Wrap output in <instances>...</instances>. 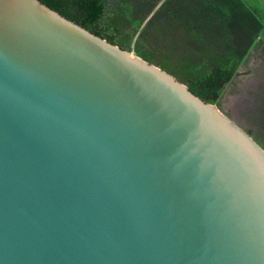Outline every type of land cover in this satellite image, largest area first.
<instances>
[{"label": "water", "instance_id": "1", "mask_svg": "<svg viewBox=\"0 0 264 264\" xmlns=\"http://www.w3.org/2000/svg\"><path fill=\"white\" fill-rule=\"evenodd\" d=\"M0 264H264V149L134 51L0 0Z\"/></svg>", "mask_w": 264, "mask_h": 264}, {"label": "trees", "instance_id": "2", "mask_svg": "<svg viewBox=\"0 0 264 264\" xmlns=\"http://www.w3.org/2000/svg\"><path fill=\"white\" fill-rule=\"evenodd\" d=\"M40 1L112 45L134 50L137 57L163 71L167 66L156 60L155 52L165 57L166 49L183 64L180 75L176 72L179 82L209 105L219 106L249 55L241 48L238 52L240 46L231 49V37L225 35L231 33V0ZM178 38L181 41L173 45Z\"/></svg>", "mask_w": 264, "mask_h": 264}, {"label": "rangeland", "instance_id": "3", "mask_svg": "<svg viewBox=\"0 0 264 264\" xmlns=\"http://www.w3.org/2000/svg\"><path fill=\"white\" fill-rule=\"evenodd\" d=\"M114 1L120 2L122 0ZM244 1L247 3L249 1V7L252 9L253 13L259 14L261 8L256 4V0ZM145 25L141 30L145 29ZM214 31H216V28L214 29ZM227 34L228 33H226L225 35L227 37H230ZM138 36L139 32L137 31L133 45L138 39ZM181 39L182 38H178L177 42H174L173 45H177L181 41ZM230 39L232 41L234 39V36H231ZM169 44L172 45V43ZM133 47L134 46H132V48ZM163 51L167 56L164 57L159 50H156V60L161 61L164 66H167L164 68V72L175 77L177 81H180L178 75H180V72L183 69V64L178 59H176L175 55L173 54L172 55L174 58L172 59L166 49ZM263 54L264 52L259 50V52H257L255 56L256 63H254L253 66L250 67V63L248 62L247 64H245L244 69L238 71V73H240V76L238 75L239 77H236L234 85H230L226 89L222 100L219 103V106H217L221 114H223L239 130L251 136L253 140L261 147H264V78H260L261 75H264V70L261 73L262 69L260 68V56ZM176 72L178 75H176ZM247 72H250V74ZM253 82L255 84L252 85ZM257 83L259 84L257 85Z\"/></svg>", "mask_w": 264, "mask_h": 264}, {"label": "crops", "instance_id": "4", "mask_svg": "<svg viewBox=\"0 0 264 264\" xmlns=\"http://www.w3.org/2000/svg\"><path fill=\"white\" fill-rule=\"evenodd\" d=\"M176 2L182 4L183 0H176ZM255 2L261 8L259 14L253 13L252 9L249 7V1L247 3L244 0H231V33L229 32V35L230 37L234 36V39L231 41V49L234 50L236 47L240 46L237 48L238 52L240 48L243 52L249 51L246 61L240 66L239 70L244 69L245 64L248 62L250 63V67H252L253 64L256 63V53L259 52V50L264 52V0H256ZM259 31L261 34L258 33ZM260 57V68L262 69V73L264 70V54ZM247 73L250 74V72ZM238 75L240 76V73H238ZM260 78H264V75H261ZM253 84L255 83L253 82L252 85ZM258 84L259 83H257V85ZM232 85H234V82L231 86Z\"/></svg>", "mask_w": 264, "mask_h": 264}, {"label": "bare ground", "instance_id": "5", "mask_svg": "<svg viewBox=\"0 0 264 264\" xmlns=\"http://www.w3.org/2000/svg\"><path fill=\"white\" fill-rule=\"evenodd\" d=\"M241 141H242V139H240ZM242 143H243V141H242Z\"/></svg>", "mask_w": 264, "mask_h": 264}, {"label": "flooded vegetation", "instance_id": "6", "mask_svg": "<svg viewBox=\"0 0 264 264\" xmlns=\"http://www.w3.org/2000/svg\"><path fill=\"white\" fill-rule=\"evenodd\" d=\"M132 51H134V50H132ZM137 56V55H136Z\"/></svg>", "mask_w": 264, "mask_h": 264}]
</instances>
